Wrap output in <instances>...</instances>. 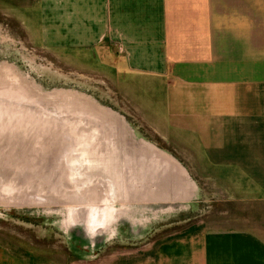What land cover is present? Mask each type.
<instances>
[{"label":"crops","instance_id":"1","mask_svg":"<svg viewBox=\"0 0 264 264\" xmlns=\"http://www.w3.org/2000/svg\"><path fill=\"white\" fill-rule=\"evenodd\" d=\"M2 19L18 41L63 64L136 78L128 80L143 90L135 105L170 150L137 146L132 156L114 144L128 174L162 162L176 176L198 169L225 198L264 202V0H0V27ZM161 90L164 99L150 97ZM183 185L187 197L193 187ZM124 254L104 264H264V225L199 221ZM0 264L57 263L0 242Z\"/></svg>","mask_w":264,"mask_h":264},{"label":"rangeland","instance_id":"2","mask_svg":"<svg viewBox=\"0 0 264 264\" xmlns=\"http://www.w3.org/2000/svg\"><path fill=\"white\" fill-rule=\"evenodd\" d=\"M2 22V245L57 264H104L199 221L220 228L264 225L263 201L225 198L206 171L178 170L183 182L163 162L140 178L135 169H121L114 144L132 156L137 146L158 148L162 156L170 150L165 131L135 105L143 94L140 84L130 85L136 78L63 64L18 41L21 35ZM153 96L164 99L162 90ZM178 156L192 165L189 154ZM184 183L193 187L187 197Z\"/></svg>","mask_w":264,"mask_h":264},{"label":"bare ground","instance_id":"3","mask_svg":"<svg viewBox=\"0 0 264 264\" xmlns=\"http://www.w3.org/2000/svg\"><path fill=\"white\" fill-rule=\"evenodd\" d=\"M124 183H125V181H124ZM87 224H88L89 227H90V225H91L90 220L87 221Z\"/></svg>","mask_w":264,"mask_h":264}]
</instances>
